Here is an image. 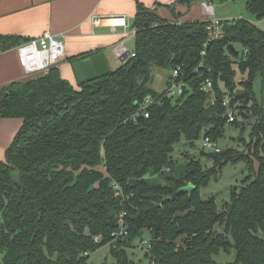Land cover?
Listing matches in <instances>:
<instances>
[{
	"label": "trees",
	"instance_id": "1",
	"mask_svg": "<svg viewBox=\"0 0 264 264\" xmlns=\"http://www.w3.org/2000/svg\"><path fill=\"white\" fill-rule=\"evenodd\" d=\"M243 1L249 15L264 19V0ZM205 27L203 20L176 25L138 5L130 25L134 56L106 77L74 87L55 66L3 88L0 118L22 125L0 162V264H86L83 254L104 245L113 264H136L125 248L144 230L151 234L148 264H216L213 256L230 249L235 264H264V32L243 19L226 20L223 37L202 57ZM19 43L0 36V52ZM176 66L187 88L174 101L148 84L152 67ZM237 75L245 78L239 84ZM255 75L260 102L251 95ZM205 79L213 84L214 105L201 90ZM237 85L239 93H249L246 104L237 98ZM221 87L253 121L246 153L221 150L208 169L190 159L180 177L149 183L148 174L164 176L182 138L193 147L201 134L214 142L223 136ZM147 96L154 99L148 118L132 120ZM241 161L249 175L230 190L228 203L219 209L213 198L200 197L199 189L216 181L224 165ZM186 184L194 190L174 197ZM122 212L126 234L114 238Z\"/></svg>",
	"mask_w": 264,
	"mask_h": 264
},
{
	"label": "crops",
	"instance_id": "2",
	"mask_svg": "<svg viewBox=\"0 0 264 264\" xmlns=\"http://www.w3.org/2000/svg\"><path fill=\"white\" fill-rule=\"evenodd\" d=\"M138 5L147 7L167 21L183 23L205 19L201 6L193 3L171 9L167 4L154 7L152 0H0V36L20 39L18 45L0 52V92L8 84L28 77L18 63L17 47L44 31L64 35V58L56 65L59 70L71 66L69 58L95 54L98 50L106 55L109 70L117 68L122 60L117 59L118 65L113 64V49L123 46L132 52L133 36L122 29L111 32L106 27H94L91 20L94 17L124 16L130 28ZM73 86L76 87V83ZM21 125L20 119L0 118V162ZM172 165L167 167L170 172ZM184 172L185 167L178 177Z\"/></svg>",
	"mask_w": 264,
	"mask_h": 264
},
{
	"label": "rangeland",
	"instance_id": "3",
	"mask_svg": "<svg viewBox=\"0 0 264 264\" xmlns=\"http://www.w3.org/2000/svg\"><path fill=\"white\" fill-rule=\"evenodd\" d=\"M175 0H152L154 7L167 4L171 9H175L178 5H183L182 3H175ZM191 3L200 5L198 0H194ZM214 6V16L223 20L230 19H243L250 23H257L259 21L255 20L254 17L249 15L245 10V3L243 0L238 2H232L230 0L218 1L215 0L213 3ZM147 8V7H146ZM114 65H118L116 58L113 60ZM63 79H65L69 84L75 85L76 79L72 70V66H65V69L60 70ZM171 70L159 69L157 67H152L151 75L152 80L148 84L150 88L157 92H162L165 89V84L167 78L171 74ZM245 78L240 75L236 76V83L239 84ZM236 90H241V87L237 85ZM251 95L255 101H261V81L259 75H255L252 80ZM178 97L175 96L173 100L175 101ZM173 101V102H174ZM237 106L235 109L236 125L225 124L223 136L219 138L216 142L220 150H225L232 148L238 153H246L245 143L249 142V134L252 126V119L250 120V115L248 118L244 119L240 114V110ZM246 114V111H243ZM203 134L200 138L194 142V146L190 147L182 138L179 143L174 146V151L171 155L173 165L172 172L168 168L164 176H155L148 174L146 179L151 184H165L167 181L166 178L173 177L178 178V175L184 171L185 163L190 159H198L203 168H211L212 161L207 159L200 154L202 150L201 140ZM244 140V142L242 141ZM205 152V151H204ZM164 170V171H165ZM249 175L248 165L245 161L228 163L223 166L222 171L218 175L216 181L211 182L208 186L199 189L200 197L202 199L213 198L217 207L221 209L223 204L228 203L230 200V190L233 187L242 186V181L245 180ZM217 233H222V229L218 226L215 227ZM151 239V234L147 230H144L140 237L132 240L131 244L125 248L127 257L136 264H148V260L145 258L144 253ZM229 240L230 237H229ZM216 264H235V251L230 249L228 252L219 251L216 255L213 256ZM114 259L110 254V246L104 245L99 247L95 252L91 253L86 259V264H113Z\"/></svg>",
	"mask_w": 264,
	"mask_h": 264
},
{
	"label": "built area",
	"instance_id": "4",
	"mask_svg": "<svg viewBox=\"0 0 264 264\" xmlns=\"http://www.w3.org/2000/svg\"><path fill=\"white\" fill-rule=\"evenodd\" d=\"M194 1V0H191ZM201 8L204 11L206 22V41L202 45V51L200 55H205V49L207 46L216 40L223 37L222 23L226 20L216 18L214 16L215 0H198ZM232 2H238L239 0H230ZM180 3V0H177ZM236 20V19H230ZM229 20V21H230ZM92 25L94 27H106L111 32H115L117 29H122L124 32H128L132 36L135 33L134 29L129 28L127 18L124 16H107V17H94L92 18ZM173 24L180 25V21H170ZM255 28L264 32V19L257 23H251ZM63 34L54 35L49 31L42 32L38 37L29 40L17 47L18 63L26 76H34L39 73H43L48 69L55 67L64 58V43ZM114 57L118 60H122L124 56L133 57V52L128 51L123 46H117L113 49ZM171 74L167 79V84L163 90L166 98H172L175 96H182L187 88L186 78L183 76L181 66H176L171 70ZM201 90L209 96V102L211 105L216 103L213 84L209 79H205L201 82ZM220 92L223 94V98L220 101L222 108L224 109L223 118L227 124L236 122L235 109L232 105V99L228 90L224 87L220 88ZM154 104V99L151 96H147L145 100L140 104L139 112L137 115L132 117L135 120L138 115L148 118V109ZM202 150L205 152L219 153L221 150L218 148L216 142L211 140L208 136H203L201 140ZM114 190V196H120V188L116 184H111ZM124 212L118 216L117 224L118 229L112 233V237L119 238L126 234L123 228V216ZM93 242L98 244L100 237H94ZM149 244L145 250H149ZM89 253H84L83 256H89Z\"/></svg>",
	"mask_w": 264,
	"mask_h": 264
},
{
	"label": "water",
	"instance_id": "5",
	"mask_svg": "<svg viewBox=\"0 0 264 264\" xmlns=\"http://www.w3.org/2000/svg\"><path fill=\"white\" fill-rule=\"evenodd\" d=\"M231 50H234L232 45L229 46ZM238 52L235 51V54ZM127 55L123 57L122 60L126 59ZM72 70L76 79V82L79 84L88 83L95 81L97 79L104 78L109 73V66L106 60V55L103 52L95 53L92 55H88L84 58L76 60L72 63ZM7 97V93H5L0 99V110L3 108ZM249 97V93L244 91L237 95V98L243 99L244 104L247 103ZM200 154L207 159H211L213 157V153L201 151ZM194 190V187L191 184H186L180 188H178L174 192V197L180 194L191 193Z\"/></svg>",
	"mask_w": 264,
	"mask_h": 264
}]
</instances>
